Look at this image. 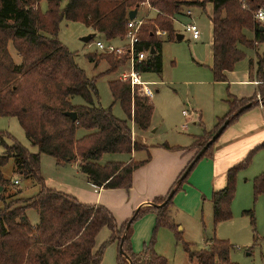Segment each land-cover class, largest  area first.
<instances>
[{
	"label": "trees",
	"instance_id": "16d2710c",
	"mask_svg": "<svg viewBox=\"0 0 264 264\" xmlns=\"http://www.w3.org/2000/svg\"><path fill=\"white\" fill-rule=\"evenodd\" d=\"M45 1L47 10L41 13L40 2ZM0 0V117L15 118L31 146V153L12 139V145L0 144L4 153L0 156V168L13 161V175L31 180L37 187L36 194L17 203L21 193L13 181H7L0 172V264H100L104 247L96 249V237L102 228L111 231L109 243L117 244L116 264H169L153 249V243L144 245L139 253L131 248L132 224L141 216L153 214L155 229H176L170 218L174 195L181 190L189 174L202 158L209 156L212 145L195 162L186 177L183 173L197 153L206 145L225 121L232 125L242 112L241 108L256 103L251 99L231 98L229 110L212 131H204L196 138L189 150L194 157L179 175L166 196L156 198L151 205L138 208L132 218L118 226L112 213L101 205H84L76 198L49 189L40 174V157L47 155L55 160L57 167L78 163L79 172L88 182L98 188L128 191L132 186L134 172L144 162L98 164L106 154H132L145 146L132 138L129 121L139 132H146L151 123L154 108L151 99L131 92L128 83L111 81L108 88L114 102H118L126 120L114 117L111 108L103 109L94 104L95 79L86 77L71 53L58 40L62 21L80 23L105 40L121 39L126 33L128 13L137 10L142 3L157 11L152 21H145L139 32L138 52L153 50L154 54L135 66L140 74L160 75L162 71L161 42L156 30L165 31L168 41H175L173 19L184 9H204L212 4V68L214 82H226L225 73L245 58L244 49L264 44V25L255 20V13L264 9V0ZM183 9V10H182ZM252 33V39L245 36ZM92 41V40H91ZM90 41V42H91ZM11 43L21 59L16 64L8 52ZM102 56V55H100ZM106 58H105V57ZM111 70L123 64L112 56ZM90 61L95 57L88 56ZM113 61V62H111ZM255 65V70H254ZM252 81L264 82V54L254 64L249 60ZM257 92L264 104V85H257ZM73 97H80L84 105L71 104ZM248 108V109H249ZM73 112V122L65 113ZM226 127V128H227ZM78 129L89 134L77 139ZM167 150H174L163 145ZM264 149V143L252 149L245 158L227 171L226 185L212 194V221L216 226L232 218L231 204L236 192L237 173L251 164L256 152ZM17 180V179H15ZM14 180V181H15ZM18 181V180H17ZM19 182V181H18ZM8 190L13 193L6 195ZM172 194L171 198L168 196ZM264 194V171L253 180V197ZM166 201V204H162ZM34 209L38 223L32 225L26 209ZM254 222L253 211H244ZM122 245L124 255L119 253ZM187 260L196 264H236L230 260L232 245L228 241L214 239L206 248L191 251L189 244L182 243Z\"/></svg>",
	"mask_w": 264,
	"mask_h": 264
},
{
	"label": "rangeland",
	"instance_id": "374dc122",
	"mask_svg": "<svg viewBox=\"0 0 264 264\" xmlns=\"http://www.w3.org/2000/svg\"><path fill=\"white\" fill-rule=\"evenodd\" d=\"M65 4L66 0H63L61 8H63ZM208 7L210 6L206 5L205 11L202 9L201 11L195 9L192 13V20L201 31L200 40L197 41L196 44H193L190 36L183 31L182 26L191 23L190 19L176 22L175 18L173 24L174 30L178 35L183 36V38L180 41H168V37L160 38L162 56L161 74L142 75V80L144 82L151 83L149 88L153 91L151 101L154 106V114L151 119V124L152 131H155V133L148 137L151 141L150 144L160 141L159 138H164L163 136L171 138L180 134L181 137H186V132H189L190 128L189 124L185 121V117L181 115L182 111L188 113L192 109H199L202 114L203 123L206 124L210 122L213 115V107L210 108L212 96H218L216 91H220L221 96L225 95L226 87L223 89L221 87L218 88L213 85V83H205L207 80L209 82H214L213 77L207 68L199 66L200 64L205 66L204 64H207L210 59V26L207 18V16L210 15V10ZM39 10L41 13L46 12L47 5L45 1L40 2ZM146 10L148 11V9ZM145 13V10L139 9L138 18L144 16ZM154 15V11H150L148 17L152 18ZM89 35H94L91 42H81L82 38ZM57 37L60 43L74 54L75 63L85 72L86 77L95 79L97 94L94 98V104L103 109L111 108V113L114 117L126 120V115L119 103L114 102L108 88L109 82L118 81L117 77L118 73L121 71V67L119 66L115 70H111V66L106 60L110 62L112 59H102L101 57L104 55L98 52L94 47L95 41H106L104 37L80 23L66 21L60 23ZM111 42L116 46L122 45V42L117 39ZM7 49L13 61L16 64H20L21 59L11 43L8 44ZM263 54L264 44H258L254 46L252 50L245 49V58L235 65V70H247L248 61L251 59L255 64L257 58L261 57ZM89 55L95 57V60L90 61L88 59ZM71 101L73 105L85 104L80 97H73ZM185 124H187L186 128L188 127V131L185 130L186 132H182V126ZM89 133L90 132L84 129H78L76 138L79 139ZM0 135H3L4 143L7 146L12 145L13 139L28 149L29 152L37 153V148L31 146L15 118L0 117ZM3 153L4 147L0 144V156L3 155ZM111 158L118 160L120 158L125 159L126 156L125 154H117L116 156L106 154L102 156L98 163L100 165H105ZM48 159L53 162L52 158ZM0 171L5 180L14 181V179H17L19 181V184L16 185L17 188L21 190V193L16 197V199H20L17 203L18 205H23L26 198H30L36 194L37 187L31 180L13 175L12 160L4 167H1ZM249 171H251V167L245 171H240L241 173L238 172L237 178L239 185L237 184L236 196L237 193L241 191V187H243L242 196L238 199L235 197L232 205L231 220L219 224L216 233L211 218L210 206L205 205L203 211L196 218H189L182 208L177 206L174 197L172 206L170 207V218L174 225L177 226L176 229H169L168 227H159L155 229V223H152V227L148 225L145 226L143 221L146 220V215H144L132 224V230L140 226V236L142 238H144V235L147 236V240L145 241L147 242L146 245L152 242L155 252L165 258L168 263L196 264L193 262L190 263L187 260L182 243L189 244L190 250L196 252L204 249V241L206 239H210V241L213 240V236L215 235L218 240H227L229 244L233 246L230 252V259L233 263L264 264V195L254 200L253 184L248 182L249 179L247 174ZM40 174L41 177L55 176L57 172L54 171L53 166L40 161ZM11 193H13V191L8 190L6 195L8 196ZM180 202L181 201L178 203ZM1 207L2 203L0 202V208ZM248 210L253 211L254 222L250 217L242 215V211ZM26 216L32 225L38 223V214L34 209L27 208ZM117 225L120 226L122 224L117 223ZM110 237L111 231L108 228L100 229L96 237V249L104 247L100 264H116L118 253L117 244L109 243ZM255 240L256 244L254 242Z\"/></svg>",
	"mask_w": 264,
	"mask_h": 264
},
{
	"label": "crops",
	"instance_id": "0c3cea01",
	"mask_svg": "<svg viewBox=\"0 0 264 264\" xmlns=\"http://www.w3.org/2000/svg\"><path fill=\"white\" fill-rule=\"evenodd\" d=\"M206 5L210 6L208 7L210 15L207 16L210 26V59L207 64H204L205 66H202L201 64L199 66L207 68L211 72L213 59L212 24L210 22V18L213 13V6L212 4ZM205 7L202 9L203 11H205ZM139 9L145 10L146 12L145 15L140 18H138ZM146 9L148 8L145 6L139 7L135 18L138 20H144V22L154 20L157 15V11L152 8L148 9V11ZM195 9L198 8L184 9L181 12V15L176 17V22L184 19H190L191 23L195 24L192 20V13ZM150 11H154L155 13L152 18L148 17ZM186 11H190L191 15L187 16ZM198 11H201V9H198ZM245 36L251 40L253 35L251 32L246 31ZM165 37L167 38L168 35L162 38ZM200 37L201 31L199 38L197 40H192L193 44H196L197 41L200 40ZM158 40H160V38ZM241 49L245 52L244 48ZM225 77L226 82H209L208 80L205 82L206 84L213 83V85L218 88L221 87L224 89L226 87L224 96H221L220 91H216L218 96H212L210 108L213 107V115L210 122L206 124L203 123L202 114L199 109H192L188 113L186 111L181 112V115L185 117V121L189 124L190 128L189 132H186L185 130L188 131V127L186 128L187 124L182 126V132L184 131L187 133H185L186 135L184 134L186 137H181L180 134L171 138L163 136L164 138H159L160 141L150 144L151 141L148 137L155 133V131H152V124L150 123V127L146 132H139L135 128L133 122H128L131 127L133 140L141 142V144L145 146V149L134 152L130 155L125 154V159L120 158L115 160V158H111V160L107 162H118L124 164L129 163L130 161L144 162V164L134 172L132 177V186L128 191L122 189L108 190L98 188L88 182L86 177L79 172L78 163L57 167L53 158L52 162L48 159L51 157L41 155L40 161L53 166L54 171L57 172V175L55 176H42L45 186L57 192L72 196L84 205H101L112 212L117 223L123 224L126 220L131 218L137 208L149 206L154 199L166 196L170 188L178 179L179 175L194 157L195 151L189 150V147L194 143L197 137L203 134L204 131H212L218 121L227 114L229 110L227 102L231 98H235L237 100H248L257 95V86L255 85L256 81H252L249 75V61L247 70H235L234 68V70L226 72ZM71 104L73 105L72 101ZM263 143L264 104L262 103V105H259L256 99V103L253 107L247 109L232 125L228 126L223 131L220 137L212 145L209 156L202 158L196 163L186 182L182 185L181 190L174 196V201L177 203V206L181 207L189 218H196L203 211L205 205L210 206L212 218L211 197L214 192L220 191L225 187L227 171L234 165L241 162L252 149ZM163 145H167L174 150H167L163 147ZM110 155L116 156L117 154ZM250 167L251 171L247 174L249 179L248 182L253 184L254 178L264 171V149L259 150L254 154L251 164L245 170ZM237 184L239 185V181L236 176V192L238 187ZM242 188L243 187H241V191L237 193V196L235 192L234 199L235 197L238 199L242 196V192L244 190ZM179 201L181 202L178 203ZM233 201L230 207L231 214ZM145 219L146 220L143 221L145 226L148 225L149 227H152V223H155V216L153 214H147ZM219 224L215 226V233ZM140 235L141 229L140 226H137L134 230H132L130 240L131 248L134 253H139L147 243L145 242L147 240V236L144 235V238H142ZM213 237L214 239H217L215 235ZM254 242L256 244V240ZM209 243L210 239H206L204 241L203 248L207 247Z\"/></svg>",
	"mask_w": 264,
	"mask_h": 264
},
{
	"label": "built area",
	"instance_id": "2783aa9c",
	"mask_svg": "<svg viewBox=\"0 0 264 264\" xmlns=\"http://www.w3.org/2000/svg\"><path fill=\"white\" fill-rule=\"evenodd\" d=\"M146 7L151 9L147 3L140 4L139 7ZM186 15L190 16V11H186ZM255 20L264 24V11L263 9L258 10L254 15ZM144 24V20L134 19L128 20L126 26V33L123 38L117 39L122 42V45L116 46L111 41L97 40L94 42V47L102 55L113 56L117 60H123V64L120 66L121 71L118 73L117 80L122 83H128L131 92L144 96L148 99H152L153 91L149 88L151 83L144 82L142 80V74L137 72L135 66L147 60L150 56L149 52H138L136 47L139 45V32L141 26ZM183 30L190 36L191 40H197L200 35L198 27L194 23H187L184 25ZM165 31L156 30L155 36L157 39L166 36ZM255 85H264V82H255ZM256 99L259 105H262V98L259 93L256 95ZM185 114V113H184ZM17 180L14 184H18Z\"/></svg>",
	"mask_w": 264,
	"mask_h": 264
},
{
	"label": "water",
	"instance_id": "95a60500",
	"mask_svg": "<svg viewBox=\"0 0 264 264\" xmlns=\"http://www.w3.org/2000/svg\"><path fill=\"white\" fill-rule=\"evenodd\" d=\"M136 13H137V10H136V9L130 11V12L128 13V20H130V21L134 20L135 17H136ZM93 37H94V35H89V36H87V37H85V38H82V39H81V42H83V43H89L91 40H93ZM181 39H182V36H181V35H177V36H176V41H180ZM149 54H150V55H153V54H154V51H153V50H150ZM249 107H250V105H247V106L241 108L238 112L240 113V112H242L243 110L248 109ZM65 115H66L68 118H70L73 122H75L76 119H77L76 114L73 113V112L65 113ZM227 125H228V121H225V122L223 123V125L217 129V131L213 134V136L211 137V139H210V140L206 143V145H205V146H204V147H203V148L197 153V155L195 156V158H194V160L192 161V163L188 166V168L186 169V171L183 173V175H182V177H181V180L184 179V178L186 177V174L188 173V171L190 170V168L192 167V165H193L195 162H197V160L200 159V157L204 154V152L208 149V147H209L210 145H212V144H213V143H214V142L220 137V135H221V134L223 133V131L226 129ZM2 191H3V187L0 186V193H1ZM171 196H172V194H170V195L168 196L167 200H168L169 198H171ZM165 204H166V201L162 204V206L165 205ZM150 205H151V204H150ZM136 210H138V208H137ZM119 253H120L121 255H124L123 250H122V245H121V244L119 245Z\"/></svg>",
	"mask_w": 264,
	"mask_h": 264
}]
</instances>
